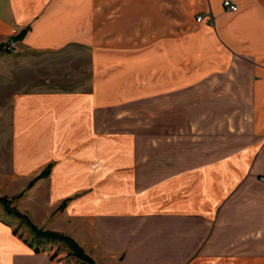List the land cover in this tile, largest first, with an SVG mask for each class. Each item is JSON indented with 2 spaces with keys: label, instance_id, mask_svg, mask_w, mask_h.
<instances>
[{
  "label": "crops",
  "instance_id": "0c3cea01",
  "mask_svg": "<svg viewBox=\"0 0 264 264\" xmlns=\"http://www.w3.org/2000/svg\"><path fill=\"white\" fill-rule=\"evenodd\" d=\"M222 1L182 0L186 30L101 50L96 0H0V56L12 55L9 39L13 53L43 56L21 71L80 47L90 68L99 54L146 53L152 99H184L183 120L153 122L150 135L98 133L106 91L42 84L61 75H36L42 85L28 90L20 69L0 61V174L3 165L25 186L50 166L26 201L95 264H264V0H232L231 14ZM203 13L211 21L196 22ZM3 211L0 264H55Z\"/></svg>",
  "mask_w": 264,
  "mask_h": 264
},
{
  "label": "rangeland",
  "instance_id": "374dc122",
  "mask_svg": "<svg viewBox=\"0 0 264 264\" xmlns=\"http://www.w3.org/2000/svg\"><path fill=\"white\" fill-rule=\"evenodd\" d=\"M184 5L182 0H173V4L168 0H96V48L103 50L106 42L112 43L115 45L112 47L118 48L127 44L123 43L126 41L141 44L150 40L154 35L169 34L174 31V28H176V33L183 29L186 30L187 28L182 25L186 14ZM222 6L228 13L223 1ZM199 15H203L202 20L211 21L210 17L204 18L205 13ZM142 38L146 40L141 41ZM19 52H10L12 55L9 57L0 56V61L6 67L14 64L17 69H20L23 65H33V63L36 66V63L43 59V56L39 54ZM116 53L119 57L124 52L117 51ZM132 53L129 60L124 62H121L119 58L114 59V56L110 58V56L99 54L96 65L90 68L88 53L80 47L78 51L63 52L62 58L53 63L38 68L34 66L23 71L20 69V73L24 74L23 85L28 90L45 84L52 89H74L80 93L93 92L95 86V89L100 92L106 91L107 96L102 95L96 104L95 123L98 133L130 134L139 132L150 135L153 122L167 123L170 121L169 118L181 122L185 108L180 107H182L184 99L172 100V103H168V98H161L159 101L153 100V95L156 93L154 94L150 83L153 72V68L150 66L151 56L146 53L142 55L135 54L136 52ZM36 75L40 77L61 75L62 78H49L48 82L37 84L34 82ZM39 80L45 79L40 78ZM143 80L145 84L141 86ZM169 105L172 108L177 107L175 112L171 111V113L165 109ZM158 112H160L159 115ZM148 144H150V138ZM6 151V147L1 149L0 158H7L4 155ZM149 159L145 158V160ZM1 167L3 172L7 171L5 166L1 165ZM3 172L0 174V197H6L12 206H15L20 212L26 213L38 229L56 231L50 227L53 221L48 218L45 212L37 207H32V203L26 201L27 189L35 183L29 186V182L34 177L25 186H20L23 180L16 179L8 172ZM57 208L55 210L60 209ZM55 210L53 213L56 212ZM1 217L15 222L16 233L29 240L34 250L47 252L53 263L87 264L74 255L66 242L45 239L36 235L23 219L14 214L3 211Z\"/></svg>",
  "mask_w": 264,
  "mask_h": 264
},
{
  "label": "trees",
  "instance_id": "16d2710c",
  "mask_svg": "<svg viewBox=\"0 0 264 264\" xmlns=\"http://www.w3.org/2000/svg\"><path fill=\"white\" fill-rule=\"evenodd\" d=\"M49 169H50V166H47L45 169H43L37 176H35L29 182V186L32 185L37 179L45 177L48 174ZM0 203L7 213L14 214L18 218L23 219L25 221L26 225L30 228V230L32 232H34L36 235L43 237L45 239H53V240L66 242L70 246V248L72 249V251L76 257H78L80 260L86 262L87 264H95L93 259L90 256H88L83 251V249L80 247V245L74 239H72L70 236H68L64 233L58 232V231L38 229L31 222V220L28 218V216L21 213L15 206H12L10 203V200L7 199L6 197H0Z\"/></svg>",
  "mask_w": 264,
  "mask_h": 264
},
{
  "label": "built area",
  "instance_id": "2783aa9c",
  "mask_svg": "<svg viewBox=\"0 0 264 264\" xmlns=\"http://www.w3.org/2000/svg\"><path fill=\"white\" fill-rule=\"evenodd\" d=\"M223 5L227 8L228 13H233L238 9V5L232 0H223ZM203 19V15H198L196 17V21H201ZM16 48V43L13 39L9 40V42L5 43L4 49L6 51L14 52ZM260 180L264 181V177H261Z\"/></svg>",
  "mask_w": 264,
  "mask_h": 264
}]
</instances>
